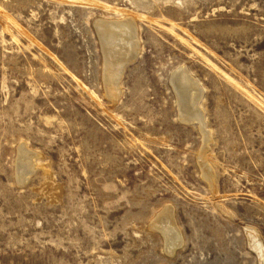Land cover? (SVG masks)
I'll return each mask as SVG.
<instances>
[{"label": "rangeland", "instance_id": "374dc122", "mask_svg": "<svg viewBox=\"0 0 264 264\" xmlns=\"http://www.w3.org/2000/svg\"><path fill=\"white\" fill-rule=\"evenodd\" d=\"M127 16L140 53L108 96L95 23ZM179 67L206 143L179 118ZM255 238L264 251V0H0V264H264Z\"/></svg>", "mask_w": 264, "mask_h": 264}, {"label": "bare ground", "instance_id": "6f19581e", "mask_svg": "<svg viewBox=\"0 0 264 264\" xmlns=\"http://www.w3.org/2000/svg\"><path fill=\"white\" fill-rule=\"evenodd\" d=\"M95 24H96L95 25L96 30L99 34L98 36H100L101 43L103 46V52L105 55L104 57L106 58L105 60L106 71L104 73L106 92L108 96L116 97L117 94L121 93L120 92L121 88L119 85H120L121 73L124 70V67L128 63H131L132 61L134 62V59L140 53V44H139L138 30H137L138 27L136 25V20L131 16H127L121 20L101 19ZM109 52L113 53L114 56L117 57V59H115L113 62L111 61L112 59L110 60ZM171 86L176 92L178 98L179 118L181 119V121L196 124L197 126H199V130L203 134L204 141L206 143L209 140V132L207 131V127L204 120V113L201 106V102L203 100V93L200 83L193 77V75L189 72V70L186 67H179L173 73V77L171 78ZM22 151H23L22 152L23 157H20L19 159L23 161L25 155L28 158V160L32 162L33 159L32 160L30 159L31 153H28L27 150L25 149H22ZM206 151L205 149L202 150L201 158L205 160L204 164L209 169V171H207L208 172L207 176L206 175L205 176L207 180L210 182V184H213V182H215L213 177L215 176H213V172H212L213 169H211V167L209 166L210 164L209 165L206 164V161H208V157H206L205 154ZM29 165L30 164H28V166ZM25 169L26 168H24V170ZM30 171H31L30 169L28 170L26 169L25 172L20 173L18 170L17 173L18 180L21 183L28 180L29 179L28 177H31L30 175L32 171L31 172ZM164 213H165L163 214L164 217L160 215L159 218L156 221H154L152 226L157 229H160L166 241V245H165L166 252L172 254L177 247L183 245L184 238H182L179 230L177 229L176 224L174 223L171 211H164ZM160 218L164 220V222L161 221ZM253 237L255 236L253 235ZM254 243L256 246L255 248H257L258 253L261 257L260 259H262L264 256L263 254L264 251L261 248L257 239L256 242ZM260 262H261L260 264H263L262 260Z\"/></svg>", "mask_w": 264, "mask_h": 264}]
</instances>
